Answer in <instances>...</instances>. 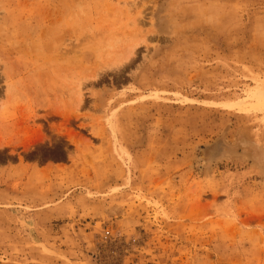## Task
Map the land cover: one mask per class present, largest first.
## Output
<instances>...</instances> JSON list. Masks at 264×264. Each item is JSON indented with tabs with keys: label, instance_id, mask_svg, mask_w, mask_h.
<instances>
[{
	"label": "rangeland",
	"instance_id": "rangeland-1",
	"mask_svg": "<svg viewBox=\"0 0 264 264\" xmlns=\"http://www.w3.org/2000/svg\"><path fill=\"white\" fill-rule=\"evenodd\" d=\"M263 99L264 0H0V264H264Z\"/></svg>",
	"mask_w": 264,
	"mask_h": 264
},
{
	"label": "bare ground",
	"instance_id": "bare-ground-1",
	"mask_svg": "<svg viewBox=\"0 0 264 264\" xmlns=\"http://www.w3.org/2000/svg\"><path fill=\"white\" fill-rule=\"evenodd\" d=\"M259 104H260V107H261V108H264V99L261 100ZM228 107H229V106H228ZM239 108H240L241 110H244V109H245L244 106H239ZM239 108H238V110H239ZM233 109H234V108H233Z\"/></svg>",
	"mask_w": 264,
	"mask_h": 264
}]
</instances>
